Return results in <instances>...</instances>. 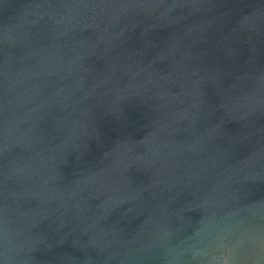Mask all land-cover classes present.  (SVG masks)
Segmentation results:
<instances>
[{"label":"water","instance_id":"1","mask_svg":"<svg viewBox=\"0 0 264 264\" xmlns=\"http://www.w3.org/2000/svg\"><path fill=\"white\" fill-rule=\"evenodd\" d=\"M0 264H264V0H0Z\"/></svg>","mask_w":264,"mask_h":264}]
</instances>
